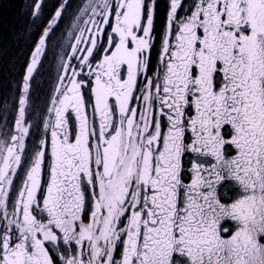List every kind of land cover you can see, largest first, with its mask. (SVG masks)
<instances>
[{
	"label": "snow or ice",
	"instance_id": "1",
	"mask_svg": "<svg viewBox=\"0 0 264 264\" xmlns=\"http://www.w3.org/2000/svg\"><path fill=\"white\" fill-rule=\"evenodd\" d=\"M25 8L39 37L0 140V264H264V0ZM68 20L50 139L27 154L34 74Z\"/></svg>",
	"mask_w": 264,
	"mask_h": 264
},
{
	"label": "flooded vegetation",
	"instance_id": "2",
	"mask_svg": "<svg viewBox=\"0 0 264 264\" xmlns=\"http://www.w3.org/2000/svg\"><path fill=\"white\" fill-rule=\"evenodd\" d=\"M88 0H72L73 8L78 5L83 6ZM24 12L25 27L28 25L29 18L25 15V0H20L19 11ZM162 26V22L158 23L157 30ZM72 31L71 20L66 21L61 24V30L57 31L55 35L50 36L49 41L45 47V54L41 60V67H38L37 74H34V79L32 82V87L29 93V102L26 109L25 124L30 126V135L26 140V153L31 154L38 142L42 138H49L50 133L44 130V122L48 119L47 109L50 107V98L53 95V89L57 85V77L60 75V65L63 63L62 57H66L69 53V45L74 43V40L68 35ZM39 32L34 29L31 36H26L24 39V46L21 47L20 54L24 58L23 67L21 68L18 78L16 77L15 93L13 95V100L11 102L9 110L0 119V140H7L9 134L14 132V121L18 115V98L22 95V76L24 75L25 69L24 65L30 60V51L34 47V43L38 40ZM14 49L16 47L14 46ZM16 51V50H15ZM160 51V42L157 37L154 39V48L152 50V60L155 62L157 60ZM15 80V81H16ZM89 94L85 90V100H89ZM9 106V105H8ZM88 111L91 114V106L88 107ZM6 116V117H4ZM27 165H25V168ZM23 179V170L20 171L17 183ZM229 182L225 181L224 185ZM224 186L218 189V194L223 193ZM233 193L229 191L228 197H231ZM222 202H230L229 198L221 196ZM174 259L181 261L183 264V258L177 256Z\"/></svg>",
	"mask_w": 264,
	"mask_h": 264
},
{
	"label": "trees",
	"instance_id": "3",
	"mask_svg": "<svg viewBox=\"0 0 264 264\" xmlns=\"http://www.w3.org/2000/svg\"><path fill=\"white\" fill-rule=\"evenodd\" d=\"M19 3L20 0H0V50L3 53L9 48L16 47L15 57L20 53L21 47L24 46L25 24L19 20ZM11 50V49H10ZM6 57L0 59V101L9 93L7 92L8 81L12 80V69L14 66L13 58ZM13 75V74H12Z\"/></svg>",
	"mask_w": 264,
	"mask_h": 264
},
{
	"label": "bare ground",
	"instance_id": "4",
	"mask_svg": "<svg viewBox=\"0 0 264 264\" xmlns=\"http://www.w3.org/2000/svg\"><path fill=\"white\" fill-rule=\"evenodd\" d=\"M19 20L25 22L24 12L22 10L19 11ZM12 53H15L14 46H13V48H9V50H6V52H4L2 59H5L6 57H11ZM11 58H13V60H14L13 61L14 66H13V69L11 70L12 71V73H11L12 80L10 79L8 81V85H7V92H9V93L2 99V102L0 101V119L9 110L8 108L11 105V102L13 100V95L15 93L14 88H15L16 82H17L16 77L18 78V74H19L21 68L23 67V63H24V58L20 53L16 54L15 57H11ZM4 117H6V116H4Z\"/></svg>",
	"mask_w": 264,
	"mask_h": 264
}]
</instances>
